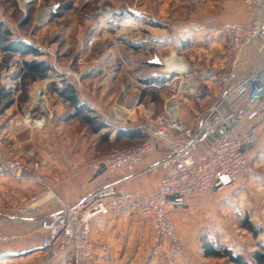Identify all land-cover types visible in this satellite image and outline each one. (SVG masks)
Listing matches in <instances>:
<instances>
[{
  "label": "rangeland",
  "instance_id": "374dc122",
  "mask_svg": "<svg viewBox=\"0 0 264 264\" xmlns=\"http://www.w3.org/2000/svg\"><path fill=\"white\" fill-rule=\"evenodd\" d=\"M184 1L0 0V21L10 30L11 38L23 40L39 51L38 56H22L0 50V90L10 92L7 100H11L7 108V100L1 101L0 128L18 116L29 128L45 130L27 145H19V138L7 139L0 130V147L14 148L25 165L19 173L0 169V174L10 173L11 186H15L16 177L25 181L33 178L32 185L45 186L46 193L55 195L54 187L46 186L52 172H39L34 163L38 158L51 154L64 164L71 160V170L67 168L66 172L90 179L98 175L92 171L90 160L138 143V139L117 140L115 135L118 129H138L146 118L154 120L160 114L171 86H150L168 81L166 75L150 76L151 71L163 67L150 62L155 57H171L172 64L185 63L198 82L196 94L180 97L183 119H196L198 123L220 100L219 74L229 65L226 44L224 47L222 34L216 42L207 36L173 38V27L181 17H173V12ZM124 19H128L127 25H122ZM256 56L260 62L257 51ZM24 60H42L49 67L47 75L40 78L28 74ZM241 60L234 68V80L254 68L252 65L238 71ZM212 75L219 85L205 81ZM64 84H71L79 102L108 127L93 131L80 117H72L75 109L57 91ZM41 87L43 98L38 104L35 95ZM29 115L45 117L46 122L35 128L26 121ZM257 127L255 146L246 152L250 171L240 173L233 185L188 197L186 205L171 215L179 231V245L163 240L145 246L137 264H235L227 257H204L202 236L253 262L251 254L264 245V119ZM250 224L256 234L249 229ZM14 260L0 255V264H16Z\"/></svg>",
  "mask_w": 264,
  "mask_h": 264
},
{
  "label": "built area",
  "instance_id": "2783aa9c",
  "mask_svg": "<svg viewBox=\"0 0 264 264\" xmlns=\"http://www.w3.org/2000/svg\"><path fill=\"white\" fill-rule=\"evenodd\" d=\"M251 15L246 26L225 24L222 27L227 47L228 69L220 72V100L212 104L195 126L187 125L180 112V97L197 93L198 82L189 72H173L168 81L152 83L157 88L171 86L160 114L137 125L145 138L134 145L112 150L90 160L94 173L135 168L145 156L164 142L167 154L149 166L150 174L162 172L158 188L151 193L126 190L121 184L108 182L88 192L80 201L58 207L38 220L46 234L40 241V255L27 264H53L63 253L70 252L73 264H93L91 222L98 216L138 215L151 221L154 241L167 240L179 245L180 237L170 216L171 207L183 199L213 192L233 184L240 173L250 171L247 150L255 146L260 119H264V0H239ZM206 24H214L209 17ZM254 47L260 63L238 80L234 68L245 50ZM172 55V54H171ZM176 81V82H175ZM145 86V85H144ZM26 117L28 124L41 128L45 117ZM25 165L14 148L0 147V169L19 173ZM18 214L12 215L14 219ZM5 216L0 213V245L17 243L20 234L2 229Z\"/></svg>",
  "mask_w": 264,
  "mask_h": 264
},
{
  "label": "crops",
  "instance_id": "0c3cea01",
  "mask_svg": "<svg viewBox=\"0 0 264 264\" xmlns=\"http://www.w3.org/2000/svg\"><path fill=\"white\" fill-rule=\"evenodd\" d=\"M184 3L178 5V10L173 12V17L183 16L180 17L179 24L173 27V38H185L189 35L197 38L207 36L216 42L218 35L222 34L225 47L223 25L246 26L251 21V15L247 7L234 0H192L190 2L185 0ZM175 7L176 4L173 5L174 9ZM209 17H214L216 22L214 25L206 24L207 27L203 20ZM127 21L128 19H124L122 25H127L125 24ZM168 46L172 47L170 43ZM170 58L165 60V62L169 61L167 63L169 65L172 64ZM224 59L227 60L226 56ZM146 62L148 63V61ZM259 63L255 49L248 47L237 69L238 71H244L257 66ZM169 65H167L168 70ZM151 68L155 70L156 66L152 65ZM169 72V75L173 73L170 70ZM213 72L214 70L210 73ZM149 74L152 77L154 76L153 71ZM146 77H143V79H146ZM209 77L212 79H205L206 82L213 84V86H215V83L219 85V82L213 80V75ZM219 90L220 88H218V92ZM181 117L183 119L182 114ZM183 121L189 126L196 125V119L190 121L184 118ZM0 130L7 139L15 138L16 140V138H19V145H22V143L27 145L29 141H34L36 137L43 135L45 131L44 128H29L24 121L18 119V116L10 119ZM166 154V144L158 142L157 149L145 156L132 170L121 167L112 172L94 175L90 179L76 178L75 175L71 176V173H69L71 160L67 161L66 165L58 157L51 154L42 156V159L38 158L34 163L41 173H46L48 169L51 170V176L46 178L48 180L46 186L49 189L54 187L55 195L50 192L46 193L47 187L45 186L32 185L33 181L31 180L33 178L25 181V178L16 177L17 180L14 179L15 186H11L12 181L10 179L12 177L9 175L10 173L0 174V183L6 181L0 185V211L5 216L2 229L5 232H17L21 236L17 243L0 245V255L14 257V263L16 264H27L30 261H35L40 255V241L46 234L39 228L38 220L55 210L59 201L66 204L77 203L88 192L112 181L121 184L126 190L141 193L154 192L160 184L162 172L150 174L146 169L162 160ZM67 168L69 170L66 172ZM38 176L42 177L41 175ZM230 185L233 184L224 185L217 190ZM186 199H183L180 206L171 207L170 216L173 213L172 211L181 209L186 205ZM20 210H22V213H19V218H12V215L18 214ZM90 238L93 244V264H137L143 248L145 246H155L156 244L151 221L138 215L124 218L112 214L98 216L91 222ZM53 264H73L72 254L70 252L61 254Z\"/></svg>",
  "mask_w": 264,
  "mask_h": 264
},
{
  "label": "trees",
  "instance_id": "16d2710c",
  "mask_svg": "<svg viewBox=\"0 0 264 264\" xmlns=\"http://www.w3.org/2000/svg\"><path fill=\"white\" fill-rule=\"evenodd\" d=\"M0 50L3 52H14L22 56L32 54L39 55V51L30 44L19 39H12L11 32L7 26L0 21ZM23 66L28 74L36 77L43 78L47 75L49 67L42 60H24ZM60 97L67 101L75 111L72 117H80L87 123L93 131H99L107 126L103 121L98 120V117L91 113V109L84 104H81L77 99L76 92L71 84H64L57 90ZM10 97V92L0 90V105L1 101L7 100ZM11 100H7L5 108L9 107ZM145 133L138 129H118L115 139H138L141 141L145 138ZM249 229L256 234V229L251 224L248 225ZM201 251L204 257H227L235 264H264V245L251 254L253 262L248 261L240 254H233L232 251L224 246H220L217 241L201 237Z\"/></svg>",
  "mask_w": 264,
  "mask_h": 264
},
{
  "label": "bare ground",
  "instance_id": "6f19581e",
  "mask_svg": "<svg viewBox=\"0 0 264 264\" xmlns=\"http://www.w3.org/2000/svg\"><path fill=\"white\" fill-rule=\"evenodd\" d=\"M44 13L47 15V13L45 11H44ZM170 71L184 73V72L188 71V68L185 65V63H174V64H171ZM43 91H44L43 87L37 88V90H36L37 95H35V100L38 104L40 103L39 101L43 98Z\"/></svg>",
  "mask_w": 264,
  "mask_h": 264
},
{
  "label": "water",
  "instance_id": "95a60500",
  "mask_svg": "<svg viewBox=\"0 0 264 264\" xmlns=\"http://www.w3.org/2000/svg\"><path fill=\"white\" fill-rule=\"evenodd\" d=\"M150 62L157 63L162 65L163 67L157 70L156 72L153 73V75L159 76V75H169V70L167 69V65L165 63V58L162 57H155L153 58Z\"/></svg>",
  "mask_w": 264,
  "mask_h": 264
}]
</instances>
